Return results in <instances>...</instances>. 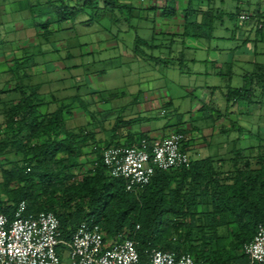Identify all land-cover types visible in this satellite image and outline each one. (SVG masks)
Masks as SVG:
<instances>
[{"label":"trees","instance_id":"1","mask_svg":"<svg viewBox=\"0 0 264 264\" xmlns=\"http://www.w3.org/2000/svg\"><path fill=\"white\" fill-rule=\"evenodd\" d=\"M155 1L150 4L151 9L158 7ZM97 3L98 0H70L56 5L49 12L55 14L57 21L75 20L88 9L95 10ZM127 4L120 5L119 0H105V8H116L119 5L126 7ZM44 13L40 12V15ZM209 13L211 21L212 12L209 10L206 14ZM242 14L245 12L239 14V19ZM207 18L206 15L203 20ZM250 19L254 20L258 32H261L264 28V14L259 11L253 17L249 15ZM54 21L55 18L53 21L48 20L45 37H48V28ZM203 25L204 22L189 21L188 16L184 32L179 34L191 36L188 30L192 26L199 28ZM155 39L153 35L151 40ZM245 44H249V39L245 40ZM143 45L159 46L149 44L146 38L137 34L132 48L134 57L147 60L148 53L142 49ZM147 56L158 64L167 65V61L163 62L153 54ZM14 60L16 71L13 79L17 80L15 91L20 96L16 104L10 105L5 101L7 108L4 122L10 128L11 143H15L5 150L13 153L15 161L12 162L6 155L9 162L14 164L4 172V184L7 186L14 182L16 187L8 191V201L0 199L9 221L14 219L18 203L25 200L28 213L54 212L60 221L62 238L67 241L71 240L82 221L99 224L108 242L123 233L138 243L143 264H149L145 251L152 248L188 252L196 264H252L249 256L243 252V245L254 238L258 225L264 224L263 141L256 146L236 149L230 158L233 170L218 169L215 162L219 160L212 156L193 158L189 167L157 170L144 189L130 192L125 188L124 179L111 176L103 162V150L113 145L112 141L95 143L93 159L81 161L84 148L94 141L95 132L85 135L82 130L75 132L67 128L64 107L51 105L58 104L60 100L55 96L49 101L40 98L38 90L41 84L25 85L23 80L29 75L24 65L25 57ZM180 60L183 62L184 58ZM250 63L253 68L241 73L244 84L235 87L231 83L234 65L228 63L230 82L226 90H223L228 104L241 108V115L237 118L241 122L245 104L251 107L253 102H264V63L255 60H250ZM183 66L185 64L181 63L180 67ZM19 70L26 72L20 75ZM6 91L0 92V99ZM212 102L213 98L211 107ZM43 104L55 109L42 112L40 107ZM232 121L233 126H238V132L244 135L246 128L237 120ZM176 132L186 134L184 129ZM142 138L152 139L144 134L138 141ZM254 149L257 154H250ZM253 162L256 166L252 165ZM222 227L228 230L230 245L212 244L207 240L209 236H217ZM195 231H201V240L193 238ZM198 240L200 242H196ZM64 250L62 244L57 248L61 254Z\"/></svg>","mask_w":264,"mask_h":264},{"label":"rangeland","instance_id":"2","mask_svg":"<svg viewBox=\"0 0 264 264\" xmlns=\"http://www.w3.org/2000/svg\"><path fill=\"white\" fill-rule=\"evenodd\" d=\"M68 1L0 0V92L16 84L17 80L13 79L16 71L14 58L24 56L29 75L23 83L35 86L41 84L38 90L40 98L49 101L55 96L60 100L58 104L51 105L64 107L67 128L75 132L82 130L86 135L95 125L104 123L107 115L101 110L109 111L111 105L129 104L138 96L142 101L148 100L147 94L153 97L152 94L158 91L162 96L169 93L174 98L172 106L163 104L160 108L151 109L150 113L159 124L169 120L176 104L184 112L191 110L187 95L194 85L197 88L204 85L205 92L206 83L218 85L219 89L211 97L221 104L225 99L221 91L226 90L230 82L228 63L234 65L233 87L243 85L241 73L251 69L246 62L239 64L238 56L252 61L256 58V61L264 63V28L258 32L253 19H239V14L243 12L252 17L259 11L264 14V0H157L158 7L155 9L150 8L154 0H119L120 5L128 3V6L119 5L116 8H105V0H98L95 10L88 9L75 20L57 21L55 14L49 12L50 9ZM209 10L213 17L211 21L210 13L206 14ZM40 12L45 13L40 15ZM206 15L208 18L204 21ZM188 16L189 21L204 22L205 26H192L188 30L191 36L184 37L175 27ZM53 18L55 21L48 28V37H45L46 24ZM137 34L146 38L149 44L159 45H143L142 49L147 55L153 54L163 62L167 61V65L158 64L147 55V60L133 56L132 48ZM153 35L156 37L154 41L151 40ZM248 39L249 44H245ZM216 46L233 51L218 52ZM209 56L223 62L224 71H227L224 76L203 78L196 73V69H205L207 66H196L191 58L198 61L206 60ZM180 58H184V61ZM181 63L185 64L183 68L180 67ZM211 65L208 64V71ZM26 71L19 70V74ZM130 89L135 95L130 94ZM1 96L4 98V95ZM197 97H202L199 91ZM249 105L245 104L242 110L243 122L237 119L241 115L237 107L234 109L236 114L230 116L231 120H237L246 128L244 135L237 131L231 137L214 136V144L217 140H229L230 144L229 153L225 156L229 163L222 170L234 169L230 158L234 156L236 148L264 142V102H253L251 107ZM259 106H262V110ZM0 108L2 110L1 104ZM162 108L168 109L169 113L161 114ZM40 109L42 112L47 111V104H43ZM48 110L53 109L51 107ZM88 150L84 149L83 155L89 154L86 153ZM188 153L192 157L196 156L195 150L191 148ZM250 154H257L256 149L251 150ZM252 165L256 166V163ZM200 237L201 231H195L193 238ZM207 240L225 246L231 243L226 227L220 228L217 236H209ZM64 262H71L68 250Z\"/></svg>","mask_w":264,"mask_h":264},{"label":"built area","instance_id":"3","mask_svg":"<svg viewBox=\"0 0 264 264\" xmlns=\"http://www.w3.org/2000/svg\"><path fill=\"white\" fill-rule=\"evenodd\" d=\"M240 18L248 20L249 15ZM186 139L187 134L174 132L159 139L142 138L129 146L113 144L103 150V162L111 176L124 179L127 191L139 192L157 170L190 166L191 156L183 148ZM27 206V201L21 200L9 221L0 204V264H66L67 250L70 264H143L138 243L123 233L108 242L99 224L82 221L67 241L54 212L28 213ZM60 244L65 247L62 254L57 251ZM145 252L149 264H196L188 252L161 248ZM243 252L252 264H264V224L258 225L254 238L243 245Z\"/></svg>","mask_w":264,"mask_h":264},{"label":"crops","instance_id":"4","mask_svg":"<svg viewBox=\"0 0 264 264\" xmlns=\"http://www.w3.org/2000/svg\"><path fill=\"white\" fill-rule=\"evenodd\" d=\"M160 1V0H159ZM3 14V13H2ZM185 21L182 20V23L176 25V31L178 33L184 32ZM161 29H159V32ZM211 46L207 48L209 51ZM218 52H230L233 51L231 48H219L216 46ZM206 48V47H205ZM257 51V49H256ZM255 52V50H254ZM238 60L240 61L239 64L243 62H248L250 68H253V64L250 63L249 58H240L238 56ZM243 59V60H242ZM190 60V59H189ZM191 60L197 65H204L207 66L205 69H196V73L199 74L201 77L205 78L208 76H224L227 71H224V65L218 62L216 57H208V59H199L198 61L196 58H191ZM256 61V58H254ZM4 61V60H2ZM197 62V63H196ZM225 63V62H224ZM208 64H212L210 67V71ZM221 73L219 74L218 72ZM225 74L223 75L222 73ZM238 76V73L235 74ZM233 79V78H232ZM206 91L204 85H200V87H191L188 90L187 97L190 100L191 110L183 111L178 104H176L173 108V113L169 120L164 124L157 123V120H154L153 115L150 113L151 109L153 108H160L163 104H173L174 98L169 93L164 94L163 96L159 91L157 93H153V97H149L147 94L148 100H140L139 96L133 100L129 104H124L122 106H110L107 110H101L103 114L107 115L104 123L100 125H95L92 131L95 132L94 141H91L90 144L85 147L84 149L88 148L89 154H86L82 157L81 161H89V158L93 159L95 156V143L103 144L106 141H112V144H132L138 141V139L146 134L147 136L153 139H159L166 137L178 129H184L187 134V139L184 142V148L186 151L188 149L195 150L196 156L192 157L191 159H203L209 156L215 158V160H219L215 162V165L218 169H221L229 163L226 154L229 153V140H217V143L214 144V136L218 137L220 135H227L231 137L235 132L238 131L237 126H233V121L230 119V116L233 114L235 115L236 106H232V104H228L226 99L220 104L219 102L213 101V106L211 107V99L214 92H216L218 85H210L206 83ZM14 85L12 88L6 89L7 91L4 92V98L0 99V104L2 105V110L0 108V199L2 201L9 200V190L11 188H15L16 184L11 183L7 186L4 184V172L11 169L15 161L13 153L6 151L5 149L13 147L15 143H11L13 141L10 128L5 123V109L7 108V104L5 101L8 102L10 105L16 104L17 99L19 97L18 91H15ZM203 88V89H202ZM208 89V90H207ZM3 91V90H1ZM141 91V90H139ZM201 93L202 97H197V92ZM223 92V91H221ZM14 94L16 96L14 97ZM130 94L135 95L132 89H130ZM206 95V96H205ZM210 96V98H209ZM141 102H144L141 104ZM154 102L153 104H151ZM4 103V104H3ZM150 103V104H148ZM139 105V106H138ZM206 106V108H204ZM220 106V107H219ZM211 107V108H210ZM218 107V109H217ZM51 108L47 106V110ZM208 108V109H207ZM219 108H221L219 110ZM238 108V107H237ZM54 109V107H52ZM241 108H238L240 111ZM40 111H42L40 109ZM163 111H165L163 113ZM46 112V111H45ZM169 113L168 109L162 108L161 114L167 115ZM99 127V128H98ZM230 139V138H229ZM257 144H250L246 147L256 146ZM238 147V146H237ZM245 148V147H244ZM239 149V148H236ZM6 152V153H5ZM6 155L9 159L6 158ZM89 164V163H88ZM206 209L208 207L205 206Z\"/></svg>","mask_w":264,"mask_h":264},{"label":"bare ground","instance_id":"5","mask_svg":"<svg viewBox=\"0 0 264 264\" xmlns=\"http://www.w3.org/2000/svg\"><path fill=\"white\" fill-rule=\"evenodd\" d=\"M118 145V144H117ZM120 145V144H119Z\"/></svg>","mask_w":264,"mask_h":264}]
</instances>
